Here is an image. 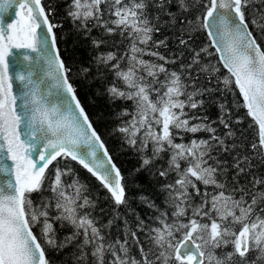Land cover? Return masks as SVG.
<instances>
[{
    "label": "snow or ice",
    "instance_id": "1",
    "mask_svg": "<svg viewBox=\"0 0 264 264\" xmlns=\"http://www.w3.org/2000/svg\"><path fill=\"white\" fill-rule=\"evenodd\" d=\"M63 3L97 52L89 67L63 58L50 0H0V264H53L50 253L63 264H264V0ZM201 32L208 43L197 48ZM89 77L125 105L112 132L139 155L135 171L159 182V204L136 197L144 216L79 96L77 78ZM233 86L251 140L226 103L206 114ZM68 161L109 193L106 224Z\"/></svg>",
    "mask_w": 264,
    "mask_h": 264
},
{
    "label": "trees",
    "instance_id": "2",
    "mask_svg": "<svg viewBox=\"0 0 264 264\" xmlns=\"http://www.w3.org/2000/svg\"><path fill=\"white\" fill-rule=\"evenodd\" d=\"M50 2L56 7L57 17L56 19L63 24V28L58 32V37L63 36L64 39L60 43L62 48L63 58L73 63L78 69L80 66L89 67L92 62V58L97 55V52L93 50L90 40L83 38L81 35L77 34L72 30V25L70 21L65 19L64 13V3L63 0H50ZM173 12L176 11L175 6L171 9ZM98 33L94 30L92 35L96 36ZM164 35H171L170 32L164 30L162 34L158 35V39H162ZM208 43L207 35L203 32L199 33L195 38V46L199 48ZM264 47V43H262ZM169 48L172 51H176V45L174 41L169 42ZM110 49L101 48L100 51H106ZM163 52L164 50L161 49ZM147 58V57H146ZM216 57H212L213 62L216 61ZM178 67V65L174 66ZM75 70V69H74ZM92 73L95 75V68H92ZM220 75H227V71L220 66ZM91 80V77L88 78ZM77 87L79 88V96L83 103L87 105V111L90 114V118L95 121V126L97 129L103 133V139L106 142V146L110 149V154L113 156V161L116 163L117 167L120 168L121 174L127 178L128 184V195L131 197V206L135 209L137 213L144 216L148 209L142 205L137 196L141 193L143 195H151L153 199L156 200L157 204L160 203L162 197L157 196L158 181H156L148 172L141 171L136 172L135 169L140 167V158L137 153L132 149L121 147V142L112 130L119 122L117 114L125 106L122 102L117 101L116 103H111L108 100L106 94H104V85L100 80H91V83L85 82L80 78H77ZM223 88V85H220ZM218 103H226L234 113V117L243 118V123L239 125V128L243 130L245 136L249 140L253 138L255 128H249V125L253 123L252 118L247 116V109L242 107L243 98L239 94V91L235 86L232 88V92H216L208 100L206 104V114L210 119H216L219 115ZM223 131V129H221ZM204 135V134H201ZM230 159V157H226ZM254 164H258V161H253ZM68 165L73 168L79 175L81 181L89 187L93 194V198L97 200L98 207L94 215L99 216L102 221L106 224L108 219L112 215L113 203L109 199V193L104 189L99 181L95 177L91 176L87 170L83 169L78 163L74 161H68ZM63 166V162H61ZM260 172H264V166L259 167ZM139 185V187H136ZM103 209V212H101ZM121 212L124 211L123 207L120 209ZM130 222L134 223V217L130 214L128 216ZM57 227H59L57 225ZM123 228V221H117L112 227L111 233L115 237L120 229ZM65 231H61L60 235H64ZM51 260L53 264H63L64 255L50 253Z\"/></svg>",
    "mask_w": 264,
    "mask_h": 264
},
{
    "label": "water",
    "instance_id": "3",
    "mask_svg": "<svg viewBox=\"0 0 264 264\" xmlns=\"http://www.w3.org/2000/svg\"><path fill=\"white\" fill-rule=\"evenodd\" d=\"M32 55H34V56H35L36 54H32ZM9 163H11V161H9Z\"/></svg>",
    "mask_w": 264,
    "mask_h": 264
}]
</instances>
